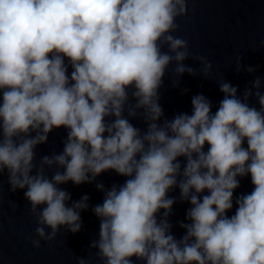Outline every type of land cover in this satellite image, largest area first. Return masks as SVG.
I'll return each instance as SVG.
<instances>
[{
  "label": "clouds",
  "instance_id": "obj_1",
  "mask_svg": "<svg viewBox=\"0 0 264 264\" xmlns=\"http://www.w3.org/2000/svg\"><path fill=\"white\" fill-rule=\"evenodd\" d=\"M185 13L186 0H0V174L9 191L24 189L40 239L51 240L58 226L81 228L88 196L68 205L70 193L59 185L91 183L111 169L127 179L107 190L95 185L103 201L92 208L99 232L90 247L102 264H133L131 257L145 264H264L261 78L241 97L222 80L214 113L198 93L191 114L158 123V89L170 63L177 78L197 73L182 63L188 58L203 65L204 77L211 68L204 57H192L186 39L171 34ZM236 64L239 71V57ZM250 96L259 108L249 105ZM138 114L144 130L130 122ZM61 126L63 150L35 164L34 148ZM53 166L49 178L45 167ZM245 175L253 188L236 197L228 216L237 177ZM173 187L191 205L190 222H179L180 239L167 220Z\"/></svg>",
  "mask_w": 264,
  "mask_h": 264
},
{
  "label": "water",
  "instance_id": "obj_2",
  "mask_svg": "<svg viewBox=\"0 0 264 264\" xmlns=\"http://www.w3.org/2000/svg\"><path fill=\"white\" fill-rule=\"evenodd\" d=\"M175 22L179 27L171 34L186 39L192 57H204L205 61L211 63V68L208 77H204L199 73L203 65L188 58L182 63L197 69V73L190 75L185 72L177 78L174 72L175 62L170 63L158 89V103L163 110L158 123L179 113L191 114V97L198 93L211 101V111L214 113L223 98V93L219 90L222 80L237 88L238 97L242 96L245 88H251V82L256 77L261 78L260 90L264 91V0H186L185 15L177 17ZM162 51H167V46ZM248 67L255 70L249 73L246 71ZM71 70L69 66L68 72ZM185 89L187 91H183ZM248 103L259 108L254 96L249 97ZM130 122L141 130L146 127L139 114L130 118ZM65 138L66 129L63 126L53 128L48 133L46 142L34 148V163L39 165V158L44 155L60 153ZM242 146L246 148V142ZM207 147L205 144V151ZM178 159L183 167L184 158ZM56 170L55 166L45 167V174L51 178ZM126 179L127 177L109 169L100 173L91 183L75 185L68 181L59 185L58 187L70 193L68 205L86 194L88 207L80 211L81 228L78 232L72 233L65 227L58 226V232L51 240H43L35 233L37 222L30 211L29 202L24 198V189L9 191L6 173L0 174V264H77V257L84 258L85 264H102L96 255L97 249L90 247V243L98 239L99 232V219L92 208L103 201V191L97 190L95 185L102 183L107 190L114 184H123ZM237 179L239 186L233 191V208L226 213L228 216L235 212L236 197L249 193L253 188L249 175ZM205 194L207 190L200 195ZM166 195L175 198L167 220L172 225L171 234L180 239L185 234V229L180 227L179 222H190L186 220V210L191 205L188 201L179 200L178 187H173ZM163 211L160 209L156 214L158 221ZM50 230L45 227L46 235ZM32 239L40 241L38 247L32 244ZM131 259L133 264H145L135 257Z\"/></svg>",
  "mask_w": 264,
  "mask_h": 264
}]
</instances>
